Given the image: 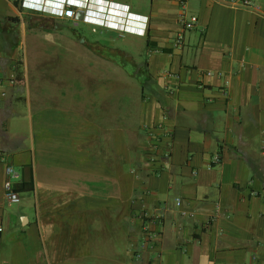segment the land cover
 <instances>
[{
  "label": "crops",
  "instance_id": "0c3cea01",
  "mask_svg": "<svg viewBox=\"0 0 264 264\" xmlns=\"http://www.w3.org/2000/svg\"><path fill=\"white\" fill-rule=\"evenodd\" d=\"M96 1L145 40L133 120L89 84L100 65L73 90L69 65L30 63L52 32L0 0V264H264V0Z\"/></svg>",
  "mask_w": 264,
  "mask_h": 264
},
{
  "label": "rangeland",
  "instance_id": "374dc122",
  "mask_svg": "<svg viewBox=\"0 0 264 264\" xmlns=\"http://www.w3.org/2000/svg\"><path fill=\"white\" fill-rule=\"evenodd\" d=\"M89 2L88 7L94 12L92 11V17L87 22L50 18L29 10L31 11L30 28L52 33L36 32L37 44L32 45L28 41L21 46L20 50L25 53L30 63L43 61V59L38 60L37 54L41 52L48 54L46 62L56 68L69 65L68 72L71 79L68 82L74 87L72 88L70 83L63 84L67 86L66 89H80L83 85L77 75L89 69L91 73L90 65H100L101 69L95 70L101 74L100 82L91 81L89 84L102 92L110 90L112 98H117L116 112L118 110L119 115L133 120L136 118L135 101L137 97H140V90L143 87L141 84L143 73L138 70V78L131 74L144 66L142 64L147 60L144 37L134 36L123 29H109L102 26L107 23L111 25L109 21H119L124 27L130 23V20L128 16L117 13L118 17L104 21L102 12L105 7L98 5L94 0ZM59 33L67 39L61 37ZM36 46L41 48L40 51L36 49ZM72 67L76 70L73 71ZM143 85L146 91H150L149 88H145V83Z\"/></svg>",
  "mask_w": 264,
  "mask_h": 264
},
{
  "label": "built area",
  "instance_id": "2783aa9c",
  "mask_svg": "<svg viewBox=\"0 0 264 264\" xmlns=\"http://www.w3.org/2000/svg\"><path fill=\"white\" fill-rule=\"evenodd\" d=\"M56 8L49 9L43 5L42 0H21V5L23 8L30 9L37 13L44 15H50L55 18L74 20L78 12H82L85 16L86 10L76 6L75 0H56ZM229 4L233 6H241L243 8H248L253 5L251 0H229ZM181 22L184 30H191L197 23V17L195 15H190L186 18L185 12L181 14ZM183 34L178 35V42H182ZM208 75L211 73L208 72ZM212 162L214 164L219 162V157L216 155L213 157ZM17 176V173L12 165L6 164L5 166V180L3 182V189L5 196L11 202H18L20 200L19 194L14 187L13 179ZM180 201L178 200V204ZM2 228H0V231Z\"/></svg>",
  "mask_w": 264,
  "mask_h": 264
},
{
  "label": "clouds",
  "instance_id": "9594fccd",
  "mask_svg": "<svg viewBox=\"0 0 264 264\" xmlns=\"http://www.w3.org/2000/svg\"><path fill=\"white\" fill-rule=\"evenodd\" d=\"M75 2H76L77 7L84 8L86 10L85 16L83 15L84 16L83 20L90 19L92 17L91 13H92V11L94 12V10H92L90 7H88V4H90L89 0H75ZM95 2L97 3L96 0H95ZM56 4H57L56 0H43V5H45L49 9L56 8ZM97 4L100 5L99 3H97ZM114 5H115L114 2H112V1L105 2V4L103 5V8L105 7V10L102 12V14H103L102 18H104V21H109L108 20L109 18L118 17V14L116 13V11L112 10ZM110 22L113 23L112 21H109V23ZM107 24L106 25L102 24V26H104V27L109 26ZM146 28H145L144 32L142 33V35L146 34V30H147ZM126 29H127V26H124L123 30L126 31Z\"/></svg>",
  "mask_w": 264,
  "mask_h": 264
},
{
  "label": "trees",
  "instance_id": "16d2710c",
  "mask_svg": "<svg viewBox=\"0 0 264 264\" xmlns=\"http://www.w3.org/2000/svg\"><path fill=\"white\" fill-rule=\"evenodd\" d=\"M15 3H17V0H15ZM13 19L14 20H18L17 17L16 18H13ZM21 64H22V60H19L18 61V65H21ZM142 65H144V66H141L139 69H136L134 72H132L131 75L138 78V72L139 71H142L143 74H142V78H141V80H142V83L141 84L143 86L142 88H144V85L143 84L146 82L147 77H148V75H147L148 73H147V64H146V61ZM18 73H19V69H18ZM31 187H32V184H31Z\"/></svg>",
  "mask_w": 264,
  "mask_h": 264
},
{
  "label": "water",
  "instance_id": "95a60500",
  "mask_svg": "<svg viewBox=\"0 0 264 264\" xmlns=\"http://www.w3.org/2000/svg\"><path fill=\"white\" fill-rule=\"evenodd\" d=\"M75 19L78 21H82L84 19V16L81 12H78L75 16Z\"/></svg>",
  "mask_w": 264,
  "mask_h": 264
}]
</instances>
